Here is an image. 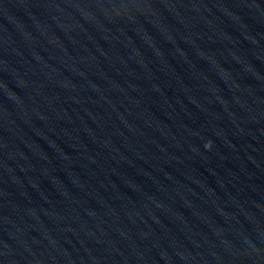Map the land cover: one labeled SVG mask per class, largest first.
<instances>
[{"label": "water", "instance_id": "95a60500", "mask_svg": "<svg viewBox=\"0 0 264 264\" xmlns=\"http://www.w3.org/2000/svg\"><path fill=\"white\" fill-rule=\"evenodd\" d=\"M0 264H264V141L0 73Z\"/></svg>", "mask_w": 264, "mask_h": 264}]
</instances>
